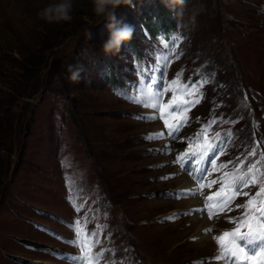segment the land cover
I'll list each match as a JSON object with an SVG mask.
<instances>
[{
	"label": "rangeland",
	"instance_id": "1",
	"mask_svg": "<svg viewBox=\"0 0 264 264\" xmlns=\"http://www.w3.org/2000/svg\"><path fill=\"white\" fill-rule=\"evenodd\" d=\"M55 2L0 0V264H79L77 219L99 264H216V248L261 264L216 235L264 225V0H133L115 13L133 37L110 57L92 0L40 19Z\"/></svg>",
	"mask_w": 264,
	"mask_h": 264
},
{
	"label": "snow or ice",
	"instance_id": "2",
	"mask_svg": "<svg viewBox=\"0 0 264 264\" xmlns=\"http://www.w3.org/2000/svg\"><path fill=\"white\" fill-rule=\"evenodd\" d=\"M147 36V33H146ZM166 59V58H165ZM158 70V69H157ZM179 76L180 74L177 75V80L174 81L173 83H178L179 82ZM149 82H151L153 80V77H148ZM147 88V94L149 96L152 95L151 93V88L148 86H145L144 88H141V92H145V89ZM159 93V89L157 88L156 91V96H158ZM133 99L137 102V103H146L147 106L153 107L157 110V112L160 111V106L158 103H147L146 101H143L142 98L140 97H133ZM199 101H194L193 103H198ZM157 117H145V119H155ZM165 123L167 124V121H165ZM162 134H152L148 137V139H153V138H157L159 136H161ZM215 151V150H214ZM221 151H223L221 149ZM254 154V153H253ZM214 159L213 158L212 161H209L210 163H214ZM203 175H201L199 177V179H203ZM232 180V185L234 187V189L237 188H243L244 186H246V184L248 183V178L244 175H233L231 177ZM212 184H215L216 181L213 180L211 182ZM211 186V185H209ZM201 188L204 187L203 184L200 185ZM198 191V190H197ZM197 191L192 192L193 195L197 194ZM224 191V189L222 188L220 192L216 193V196H219L222 192ZM261 192H264V187H262L260 189ZM183 195H187L188 193H182ZM236 195L239 194L238 191L235 192ZM213 197L209 196L207 197V200H212ZM227 201H225L226 203ZM249 204L252 203V201L248 202ZM77 211H80V207L77 206L76 207ZM188 214V213H185ZM209 215L211 216V212H209ZM169 219H173V217H169ZM74 228V232L76 234V238L73 239L72 241H69V243H71L72 245L76 246L79 248L80 250V254L76 255V256H71L69 257L71 260L73 261H78L79 264H93V262H95V264H99V261L103 258L104 253L103 252H99L96 254L92 253V248L96 246V244L99 243L98 240H93L89 237H95L97 235V232L93 231L90 234L86 233L85 230L81 227L80 225V221L77 219L76 221H74V224L72 225ZM98 228L100 227L99 225L97 226ZM262 228V232L261 234L254 236L252 234L251 231H249L248 233H241L239 229L236 230V232L234 233H224L223 237H217L216 239L218 241H223L224 237H227L229 235L231 236H235L238 237V240L241 242H245L246 245L251 246L252 249V255L249 256L248 253L245 252V248L244 246H242L240 243H237L235 240L232 242V247L231 249H229L228 251H230V255L231 257H235L237 260L240 256H244L247 260H252L254 259V257L256 256H260L261 253H264V244L259 245V251H256L257 246V241H264V225L261 226ZM233 264H236V261H233ZM261 264H264V260L261 261Z\"/></svg>",
	"mask_w": 264,
	"mask_h": 264
},
{
	"label": "clouds",
	"instance_id": "3",
	"mask_svg": "<svg viewBox=\"0 0 264 264\" xmlns=\"http://www.w3.org/2000/svg\"><path fill=\"white\" fill-rule=\"evenodd\" d=\"M179 5L184 4V0H176ZM93 12L97 17H103L107 21L106 28L109 36L102 43V52L106 57L116 56L120 53L122 45L130 41L133 37L134 27L126 23L123 19H118L116 10L121 6L135 8L133 0H92ZM73 0H58L50 3L38 12V17L48 23L68 22L73 19ZM70 73L68 79L73 83L80 82L83 66H69Z\"/></svg>",
	"mask_w": 264,
	"mask_h": 264
},
{
	"label": "bare ground",
	"instance_id": "4",
	"mask_svg": "<svg viewBox=\"0 0 264 264\" xmlns=\"http://www.w3.org/2000/svg\"><path fill=\"white\" fill-rule=\"evenodd\" d=\"M185 186H186V189H188V190L192 188V185H191L190 182H185ZM187 201H189L188 204L192 203V204H196L197 206H199V203H198L199 199L187 200ZM208 226H209L208 224H205L204 226L200 225V227H198L197 230H199V231H198V234H197V244L198 243L201 244V242H202L203 243L202 246L207 245V242L209 241L210 237L212 236V234H210L209 231H208V229H209ZM214 226H215V224H214ZM219 234L220 233H218L216 236L218 237ZM261 244H264V241H260V245ZM215 259H216L215 260L216 264H230L228 259H227V257H226V255H225L224 250H222V249H221V251L219 249H217V248L215 249Z\"/></svg>",
	"mask_w": 264,
	"mask_h": 264
}]
</instances>
